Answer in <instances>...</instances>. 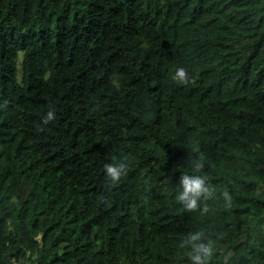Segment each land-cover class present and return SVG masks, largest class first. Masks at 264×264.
<instances>
[{"label":"trees","instance_id":"1","mask_svg":"<svg viewBox=\"0 0 264 264\" xmlns=\"http://www.w3.org/2000/svg\"><path fill=\"white\" fill-rule=\"evenodd\" d=\"M197 230L264 264V0H0V264H190Z\"/></svg>","mask_w":264,"mask_h":264},{"label":"clouds","instance_id":"2","mask_svg":"<svg viewBox=\"0 0 264 264\" xmlns=\"http://www.w3.org/2000/svg\"><path fill=\"white\" fill-rule=\"evenodd\" d=\"M171 79L179 85L191 83L187 69L177 67ZM55 109H50L43 117L42 122L48 125L55 120ZM189 172L182 173L178 182V190L175 200L180 208L186 213H199L206 215L210 209L207 201L214 197V189L210 182L203 175L206 161L202 158H189ZM106 180L111 184L119 183L121 177L127 174V164L124 161L117 163H107L104 165ZM222 197L227 205H231L232 196L228 191L222 193ZM181 249H188V260L190 264H210L216 254V242L209 237L204 230H197L188 233L180 241Z\"/></svg>","mask_w":264,"mask_h":264}]
</instances>
